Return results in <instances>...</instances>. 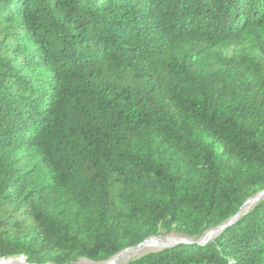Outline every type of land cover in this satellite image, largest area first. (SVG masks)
Masks as SVG:
<instances>
[{"label": "trees", "instance_id": "trees-1", "mask_svg": "<svg viewBox=\"0 0 264 264\" xmlns=\"http://www.w3.org/2000/svg\"><path fill=\"white\" fill-rule=\"evenodd\" d=\"M263 192L264 0H0V260L264 264Z\"/></svg>", "mask_w": 264, "mask_h": 264}, {"label": "bare ground", "instance_id": "bare-ground-1", "mask_svg": "<svg viewBox=\"0 0 264 264\" xmlns=\"http://www.w3.org/2000/svg\"><path fill=\"white\" fill-rule=\"evenodd\" d=\"M217 233H219V232H217ZM213 234L214 233H212V232H208L206 234V236H205V239L206 240L211 239L213 237ZM171 243H172V241H170L168 239L164 240V238L161 239V238H158V237H154V238H151V239L147 240L146 242H144L140 247L135 248V249L126 250V251L120 253L119 255H117L115 258H113L109 262H106V263H103V264H120L124 259L129 258L132 255H135L137 253H140V252H143V251H146V250H155V249H158V248H160L162 246H165V245L171 244ZM0 264H27V262H25L22 259L17 260L15 258V259H3V260H0Z\"/></svg>", "mask_w": 264, "mask_h": 264}, {"label": "rangeland", "instance_id": "rangeland-1", "mask_svg": "<svg viewBox=\"0 0 264 264\" xmlns=\"http://www.w3.org/2000/svg\"><path fill=\"white\" fill-rule=\"evenodd\" d=\"M263 198H264V195H262V196H260V197H256V198H254V201L249 202V203L246 205V207L244 208L243 211H247V210H249L252 206H254L256 203H258L259 201H261ZM210 232L214 233L215 235L213 234V237H212L211 239H209V240H206V239H205V236H206V235H205V236H204V239L201 240V243H208V242L213 241L214 238H215V237L217 236V234H218L216 230H215V231H210ZM168 233H169V232H167V233H166V232H164V233H160V235L158 236V238H161V239L164 238V240L168 239V240L172 241L171 244H167V245L162 246V247H160V248H158V249H155V250H146V251H143V252L137 253V254H135V255L130 256L129 258L124 259L120 264H124L125 262H127V261H129V260H131V259H133V258H138V257L144 256V255L149 254V253H153V252L160 251V250L165 249V248H169V247L177 246V245H179V244H181L182 242L185 241V238L181 237L180 235H178V234H176V233H170V234H168ZM205 241H206V242H205ZM16 259H17V260L22 259V260H24V261L26 262L25 258H16ZM27 264H28V263H27ZM77 264H96V263H92V262H89V261H87V260H80Z\"/></svg>", "mask_w": 264, "mask_h": 264}, {"label": "water", "instance_id": "water-1", "mask_svg": "<svg viewBox=\"0 0 264 264\" xmlns=\"http://www.w3.org/2000/svg\"><path fill=\"white\" fill-rule=\"evenodd\" d=\"M262 195H264V192L263 193H261L258 197H260V196H262ZM251 201H254V199H251V200H249L246 204H245V206L249 203V202H251ZM223 228H221V229H219V230H216L217 232H219V231H221ZM141 246V245H140ZM140 246H138V247H140ZM138 247H136V248H138ZM132 249H135V248H132ZM127 250V249H126Z\"/></svg>", "mask_w": 264, "mask_h": 264}]
</instances>
